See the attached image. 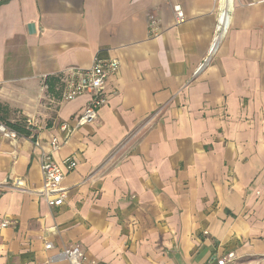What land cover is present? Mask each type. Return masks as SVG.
Here are the masks:
<instances>
[{
  "label": "crops",
  "instance_id": "1",
  "mask_svg": "<svg viewBox=\"0 0 264 264\" xmlns=\"http://www.w3.org/2000/svg\"><path fill=\"white\" fill-rule=\"evenodd\" d=\"M2 1L0 104L31 134H0V264H264V0ZM94 59L119 69L77 126L62 74ZM44 155L76 162L57 208Z\"/></svg>",
  "mask_w": 264,
  "mask_h": 264
},
{
  "label": "built area",
  "instance_id": "2",
  "mask_svg": "<svg viewBox=\"0 0 264 264\" xmlns=\"http://www.w3.org/2000/svg\"><path fill=\"white\" fill-rule=\"evenodd\" d=\"M176 24L184 20L183 12L179 7L174 8ZM148 33L152 37L158 34L157 19L148 17ZM221 25L218 26V30ZM119 69L116 61H101L94 59L93 64L88 69H68L62 76L65 77L64 87L61 93V102L69 103L82 95H88L89 100L86 103L82 113L77 118V126L92 124L96 121L98 111L106 101L104 88L108 77L115 74ZM201 69V68H200ZM61 130L68 131L66 125L61 126ZM0 134L2 137L14 140L18 137L17 133L0 123ZM52 149H58V142L53 139L50 142ZM76 167L74 159H65L61 164L55 163L49 155H44L40 163V172L43 180V188L39 195L46 201L49 207H60L64 200V189L61 183L66 173L72 172ZM17 186L22 187L17 182ZM11 223L3 222L1 227H6ZM45 249H51L50 244L45 245ZM233 259L230 254L227 257L219 259L216 264H226ZM64 262L65 264H84L85 255L79 246L64 249L59 255L49 259V264Z\"/></svg>",
  "mask_w": 264,
  "mask_h": 264
},
{
  "label": "trees",
  "instance_id": "3",
  "mask_svg": "<svg viewBox=\"0 0 264 264\" xmlns=\"http://www.w3.org/2000/svg\"><path fill=\"white\" fill-rule=\"evenodd\" d=\"M2 2H4V0ZM49 80H50L49 83H51V84L48 85V90L51 91L52 87H54V85H55V79L49 78L48 81ZM7 114H8L7 107H3L0 104V123L4 124L7 128H9L10 130L17 133L18 136L29 137L31 133L28 130L26 123L23 122V120L16 122V123L7 122L6 121Z\"/></svg>",
  "mask_w": 264,
  "mask_h": 264
},
{
  "label": "rangeland",
  "instance_id": "4",
  "mask_svg": "<svg viewBox=\"0 0 264 264\" xmlns=\"http://www.w3.org/2000/svg\"><path fill=\"white\" fill-rule=\"evenodd\" d=\"M52 109L54 110V108H52ZM9 115H10V113H9ZM9 115H8V117H7V118H8L9 120H11V119L9 118V117H11V116H9Z\"/></svg>",
  "mask_w": 264,
  "mask_h": 264
}]
</instances>
